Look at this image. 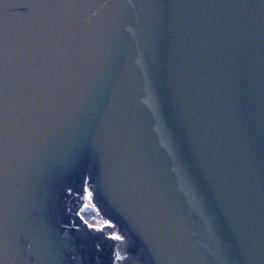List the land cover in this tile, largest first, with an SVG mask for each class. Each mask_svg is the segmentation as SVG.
<instances>
[{
    "label": "water",
    "instance_id": "95a60500",
    "mask_svg": "<svg viewBox=\"0 0 264 264\" xmlns=\"http://www.w3.org/2000/svg\"><path fill=\"white\" fill-rule=\"evenodd\" d=\"M0 264H264V0H0Z\"/></svg>",
    "mask_w": 264,
    "mask_h": 264
}]
</instances>
